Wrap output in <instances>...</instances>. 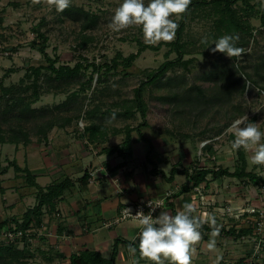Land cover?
<instances>
[{"label": "rangeland", "instance_id": "rangeland-1", "mask_svg": "<svg viewBox=\"0 0 264 264\" xmlns=\"http://www.w3.org/2000/svg\"><path fill=\"white\" fill-rule=\"evenodd\" d=\"M248 1L254 6L253 9L246 7L242 0L234 5L245 20V25L250 27L249 32L242 29L229 33L225 29L220 31L217 28L220 16L211 3L192 8L184 21L181 37L184 48L180 51L181 55L172 49L170 43L160 42L153 45L158 49L147 48L142 51L130 67L118 64L110 70L101 69L99 81L98 73L91 66L82 69L80 76L71 82L50 78V71L43 69L38 82L40 95L35 99L32 88L25 90V86L31 82L26 77L30 68L47 66L48 59H55L56 66H74L77 62L112 65V59L118 53L127 57L138 51L141 46L138 41L144 43L142 31L130 27L112 32L107 27L122 0H72V9L62 13L43 3L33 5L31 0H0V127L6 138V141L0 142V221L13 216L21 219L25 210L36 203L37 189L30 186L21 175H17L13 160L24 167L33 158L34 152H45L52 145L61 146L63 140L65 142L63 138L68 140L64 143L66 146H81L85 138L88 140L85 127L90 124H101L108 128V139H111L108 146L122 144L125 128L140 127L143 136L152 144L150 160L146 155L148 143L139 138L137 131H133V156L127 163L136 162L139 172L144 171L149 180L156 182L154 184L163 183L166 188H170L166 189L165 195H173L188 184L184 174H176L172 182L167 181L173 166H178V170L189 169L190 172L204 167L215 170L226 168L234 172L241 161L237 151L231 149L235 137L228 129L233 121L247 114L249 120L259 123L260 130L264 131V90L248 81L244 74L241 75L245 70L258 79L260 85H264V78L261 79L255 72L257 67L263 71L262 9L260 0ZM84 12L89 17H96V23L91 27L84 25ZM38 31L48 36L45 45L47 55L40 49L42 42ZM234 33L239 35L237 46L245 49V54L235 60V65L240 69L237 76L240 74L242 78L234 94L224 96L222 81L209 77L212 73L219 75L222 68L230 69L233 59L219 52L212 53L211 48L215 47L213 42L221 36ZM204 37L208 38L207 44L201 43ZM179 55L182 61H188L187 66L181 62L176 63L157 83L146 85L142 96L147 109L143 117L137 108L135 89L148 79L149 73L157 71L165 61L175 60ZM90 76L93 78L87 83ZM243 82H246V89L241 94L239 88ZM82 83L85 84L84 89ZM193 86L202 88L204 95L197 96L196 89H191ZM74 92L77 94L74 95ZM18 98L23 99L22 103H18ZM29 102L30 110L21 114L20 110ZM64 102L65 106L57 107ZM92 110L94 114L90 115ZM113 113L115 119H111ZM18 128L28 133L29 143L20 142L16 145L10 141L13 130ZM54 131L60 137L58 143H55V138L48 139V134L53 137ZM44 134L47 138H44ZM84 144L88 148L89 142ZM92 145L93 151L97 150V145ZM250 155L245 152L246 170L264 177V166L250 165ZM152 161L164 172L166 178L162 174H149L154 167ZM3 168L8 170L1 173ZM261 190L262 186L253 185L242 178H215L210 174L191 193L196 197V214L201 219L206 218L205 213H212L217 223L226 228L233 224L237 228H245L250 222H262L261 228L254 232L262 233L263 237L264 194ZM145 200H140L139 204ZM139 204L126 208L136 210ZM256 207L263 215L253 216V212H250L251 215L241 216ZM157 212L156 209L153 216L156 217ZM127 218L136 220L133 216L125 217L121 213L116 222ZM44 221L41 227L31 229L32 235L28 236L30 238L26 245L24 240L17 243L16 250L27 249L25 257H20V260L25 259L28 264H69L70 256L83 251L85 246L79 248L72 244V240L63 239L71 247L66 256L59 249L62 247V238H57L55 219ZM12 233H7V236L1 234L0 244L12 242L16 238V233ZM224 238L229 240L228 245L231 247L228 250L254 251L253 237L249 234L237 237L223 233L216 238L217 244L225 243ZM220 252L223 254V250L220 249ZM111 253L112 249L108 252L109 256ZM238 254L231 256L230 264H253V258L247 255L248 258L243 262ZM117 257L118 254L116 264H129L127 259L119 260ZM139 264L148 262L139 260Z\"/></svg>", "mask_w": 264, "mask_h": 264}, {"label": "trees", "instance_id": "trees-1", "mask_svg": "<svg viewBox=\"0 0 264 264\" xmlns=\"http://www.w3.org/2000/svg\"><path fill=\"white\" fill-rule=\"evenodd\" d=\"M237 1L238 0H212L209 2L205 0H202V1L193 0L190 8L188 9V12L182 17L183 20L179 24V28L176 33V39L173 42H170L169 45L172 47L173 50L178 51L180 55L182 54V52H180L184 48V45L181 42L182 31L184 28V21L187 18L190 9L201 7L204 5H209V3L213 4L219 13L220 18L218 19L217 28L220 31L221 29H225L229 33V32H236V30L242 29V30H246L249 32L250 27L248 25H245V20L239 15L238 13L239 10H237L234 5ZM242 3L246 7H249L250 9L254 8V6L251 5L248 0H242ZM70 9L72 8L69 7L65 12H67ZM84 17L86 21L84 23L85 27H91L92 25L96 23V17L94 16L89 17L88 13H85V12H84ZM261 20L264 23V10H262ZM38 37L41 39V42H42L40 49L45 55H47L45 52V45L48 40V36L44 34L43 32L38 31ZM138 42L140 43L141 46L139 47L136 53H131L127 57L122 56L121 53H118L117 57L112 59V65L108 63L98 65L93 62L87 63V64H84L83 62H77L74 66H70L68 64H62V65L56 66L55 59L54 60L48 59L49 64L47 66L39 65L37 67L30 68V72L26 74V77L29 80H31V82L30 84H27L25 86V90L32 88L33 97L35 99L39 97L40 94L38 92V89L40 87V84L38 82H39L40 76L42 75L43 69H47L50 71V74L48 75V77L50 78L57 79L60 81L64 80V81L71 82L73 79H76L80 76L82 69L84 68L87 69L91 66L93 67V71L98 73L97 81H99L101 79L100 74H99L101 69L105 68L106 70H110L112 67H116L118 64H123L125 67H130L142 51L146 50L147 48L158 49L157 46L144 44L140 41ZM35 44L36 42L34 41L33 45ZM180 55L175 60L165 61L159 67L157 71L149 73L148 79L146 81L141 82L139 87L135 89L137 108L141 112L143 117H145L146 109H147L146 104L143 100V96H142L146 85L151 84V83H157L166 74L168 69L170 67L175 66L176 63L181 62V64H183L184 66H187L188 61H182V58ZM82 59L86 60L85 58H82ZM236 59L237 58H233L230 69L222 68L221 73L219 75L212 73L211 76L209 77L210 79L219 78L222 81V87L225 89V92L223 93V95L228 96V95L234 94L233 92L238 86V84L240 83L241 81L240 79L242 78L241 75L243 74L247 77L248 81H250L254 85L264 90V85H260L258 79L253 78L250 73H247L245 70H243L244 68H241V70H243V73L237 76V73L240 71V69L237 65H235ZM261 63H262L261 67L264 71V59L262 60ZM260 70L261 68L257 67L255 72H256V75L261 77L262 79L264 78V74H263L264 72ZM92 78L93 76H90V79L89 81H87V83L90 82ZM84 85L85 84L82 83V86H81L82 89H84ZM193 88H195L196 91L198 92L197 96L204 95V90L200 88L199 86L191 87V89ZM245 89H246V82H243L242 84H240L239 93L242 94L245 91ZM75 94H77V92H74V95ZM18 100H19L18 103H22L23 101L22 98H18ZM18 105L19 104H16V106ZM65 105L66 103L64 102L57 107H62ZM27 110L28 111L30 110V102L25 103L24 108L20 110L21 111L20 113L22 114L23 112H26ZM20 113L18 114L20 115ZM89 114L93 115L94 110L90 111ZM51 125L52 124H50V126ZM107 130L108 128L101 124L100 125L90 124L89 126L85 127V133L89 135L87 141L91 144H96V145L106 142L108 140ZM124 131H125V136H124V140L122 144H118V145L110 146V147H104L102 149L103 153H106L108 155L116 153L117 155L123 157V159L132 158L133 156V149H132L133 134L132 133L133 131H137L139 138L143 142L148 143L149 145V149L146 155H147V158L150 160V154L152 153V144L150 143L149 139L143 136L141 132V128L140 127H136V128L127 127L125 128ZM12 135L13 137L10 138V141L14 142L16 145L19 144L20 142L29 143L28 133L22 130L21 128H18L17 130H13ZM45 135L46 134H44V138H47V136ZM4 141H6V138L3 134L2 128L0 127V142H4ZM237 154H238L239 160L241 161V165L237 167V169L234 172H230L226 168L225 169L218 168L217 170H215L209 167L196 169V171L190 172L189 169L178 170L177 168L178 166H173V168L170 171V176L166 178V176L164 175V172L162 170H159L156 166V163L152 161L153 162L152 164L154 165V167L150 173L152 175L162 174L167 179L168 182H172L176 174H184L186 176L188 184L184 185L175 194L165 197V205L167 204L171 208L173 215H175L177 210L174 206V203L168 202V199L171 197L176 198L179 195L187 193L193 190L194 188L200 186L203 181H206L207 176L210 174L213 175L215 178L220 177V176H232V177L242 178V179L248 180V182L252 183L253 185L262 186V188H264V177L260 176L259 174L255 172H248L246 170L245 151L241 148L237 150ZM13 166L15 167V171L17 175H21L27 181V183L30 184V186L36 187L37 189L36 190L37 191L36 203L34 206L29 207L28 209L25 210L21 219L13 216V217H6L0 221V231L8 230V231L16 233V238L12 242L10 243L8 242L5 245L0 244V264H28V262L25 259L20 260V257H25L24 253L25 251H27V249L25 248L23 250H16L17 243L24 240L25 241L24 243L26 245L28 238H30L28 236L32 235L30 233L31 229L34 227H41L43 225V218L46 213H49L51 215L57 212L56 210L57 201L63 196L66 190L71 189L74 186L75 182L72 178L66 177L65 179L61 181H52L50 184L46 186H40L35 181L36 176L31 172V170L27 166L21 167L20 165L17 164L16 160H13ZM7 170L8 168H3L1 173H5ZM107 173H108V170L105 169V171H101V176L95 177L94 179H99V180L104 179ZM90 177H91L90 172L86 170L84 175L80 178L79 181L81 182V184L86 185L89 182ZM248 214L251 215L249 212L245 211L242 216L246 217V215ZM253 216H259V214L253 213ZM226 227L227 226L222 225L220 234H223V233L226 235L232 234L237 237H240L242 235L244 236L247 234L249 235L254 234V230L256 229V227L254 226L252 222H250V224L246 228H237L236 225L234 224L229 226V228H226ZM211 230L212 229L207 223L203 225L201 231L203 233L204 239H206L205 234L207 232L210 233ZM18 232H21L22 236H18L17 235ZM62 232H63V227H62V224L59 222L57 233L62 234ZM119 241L120 239H116V241L114 242L112 253L109 258L104 257L97 250L86 249L79 253L72 254L70 256L69 264H78V260L81 262V264H116L115 262H116V256L118 254V249H119L118 248V244L120 243ZM124 241H125L127 248L130 243H133L127 240H124ZM138 244H139V241L137 239L134 243V246H136L137 249H138ZM252 254L253 252L248 255L249 258L252 257ZM137 255L139 256V251H137ZM263 261H264V256L258 255L257 257L253 259V264H260Z\"/></svg>", "mask_w": 264, "mask_h": 264}, {"label": "crops", "instance_id": "crops-1", "mask_svg": "<svg viewBox=\"0 0 264 264\" xmlns=\"http://www.w3.org/2000/svg\"><path fill=\"white\" fill-rule=\"evenodd\" d=\"M49 138H55V143L60 141V137L56 135L55 131L53 132V137H50L48 134ZM63 139H65V142L68 141L66 138ZM85 140L88 143L86 138ZM110 140L108 139L106 142L98 144L97 150L94 151L93 145L90 143L88 148L84 144L85 142L82 143V149L80 144L66 146L63 140L61 146L52 145L45 152L41 150L34 152L33 158H30L27 164L24 165L36 176L35 181L40 186H46L52 181H61L66 177L72 178L75 182L74 186L66 190L57 201V212L51 215L46 213L43 218L44 223L46 219L49 222L53 218L55 219L56 232L59 222L62 224L63 232L57 235V238L59 236V239L62 238L60 241L62 242V247L59 248L60 251H64L66 256L70 253L71 247L69 246V242L67 243L63 240L68 239L72 240V244L79 248L85 246L83 250H97L104 257L108 258L110 257L108 252L111 251L114 242L116 239H120L117 258L119 260L127 259L126 261L130 264L132 257L128 253L124 240L133 242L131 237H138L140 231L138 222L128 218L119 219L116 222V219L119 218L124 208L137 205L140 203V200H165L166 189L170 188H166L163 183L154 184L156 182L149 180L150 178L144 174V171L139 172L140 170L137 168L136 162L127 163L128 159H123V157L116 153L109 155L103 153L102 149L104 147H110L107 145ZM137 163H139V160ZM134 164L136 165L134 166ZM105 169L108 170V173L104 179H94L91 175L86 185L81 184L79 181L86 170L90 173L98 171L96 176L98 177L101 176V171H105ZM150 169L148 168V170ZM149 174L151 175V173ZM49 178L52 181H47ZM191 192L192 190L176 198H169L168 202H173L176 210H183L185 203L194 204L195 202V196ZM161 211H167L173 215L167 204L158 210L156 216ZM55 215L57 216L56 218ZM194 215L198 216L196 212ZM205 235L206 239L203 238L195 246L196 250L192 257V264H215L218 257L219 264H230L231 256H234V253H239V258H243L244 262L248 258L247 255L252 253L244 252L243 250H228L231 246L228 245L229 240L226 238L223 239L225 243H218L215 250H209L207 248L209 233L207 232ZM64 243H67V245ZM220 249L223 250V254H221ZM262 263L264 264V261Z\"/></svg>", "mask_w": 264, "mask_h": 264}, {"label": "clouds", "instance_id": "clouds-1", "mask_svg": "<svg viewBox=\"0 0 264 264\" xmlns=\"http://www.w3.org/2000/svg\"><path fill=\"white\" fill-rule=\"evenodd\" d=\"M33 5L45 4L50 9L62 13L66 11L72 0H31ZM192 0H122L115 9L107 27L112 32H120L130 27L140 28L145 44L157 45L160 42L174 41L179 28L178 21L188 12ZM261 9L264 10V0H260ZM238 34L223 35L213 42L215 47L212 53H222L229 59L241 58L245 54L243 47H238ZM202 44L208 43V38L201 40ZM203 60V59H202ZM111 119H115V113ZM235 139L231 142V149H243L251 153L250 165L264 166V131L260 130L259 123L251 122L247 114L233 121L228 129ZM162 202L155 207L149 202L151 211L145 214L137 211L135 219L138 222V237H131L133 243L128 245V253L132 257L130 264H139L145 260L148 264H192V257L198 245L203 240L201 231L207 223L212 229L209 233L207 248L215 250L217 237L220 235L222 225L217 223V218L212 213H205V219L194 215L196 212L193 203H185L183 210H177L175 215L161 211L156 217L153 212L162 207ZM126 214L131 212L126 208ZM138 239V249L134 246ZM139 251V260L136 259ZM216 264H219V257Z\"/></svg>", "mask_w": 264, "mask_h": 264}, {"label": "built area", "instance_id": "built-area-1", "mask_svg": "<svg viewBox=\"0 0 264 264\" xmlns=\"http://www.w3.org/2000/svg\"><path fill=\"white\" fill-rule=\"evenodd\" d=\"M97 172L98 171H93L91 172L90 174L92 175L93 178H95L97 176ZM264 194V188H262L261 190ZM170 194H167V196H169ZM149 202L153 205V207H155L158 203L162 202V207L165 206V200L164 199H158V200H148V201H145L143 204H139L137 209L136 210H131V212L127 213L126 214V208L124 209V211H122L123 213V216L127 217V216H133L136 214L137 211H140L142 210L145 214H148L149 211H151V209L148 207V204ZM161 208V207H160ZM159 208H157V211H158ZM156 211V210H155ZM155 211L153 212V214L155 213ZM246 212H253V213H258L260 216L263 215L262 211L259 209V208H253V210H249V211H246ZM244 214V213H243ZM242 214V215H243ZM241 215V216H242ZM134 217V216H133ZM155 217V216H154ZM262 218V217H261ZM259 224H254V226L257 228H261V226L263 225L262 222H258ZM0 233L2 235H8L7 233H11L13 235V233L11 231H8V230H3V231H0ZM18 236H22V233L21 232H18L17 234ZM262 236V233L260 232H254V234L252 235L253 237V244H254V251H253V254H252V257L251 258H255L257 257L258 255H262L264 256V236Z\"/></svg>", "mask_w": 264, "mask_h": 264}, {"label": "water", "instance_id": "water-1", "mask_svg": "<svg viewBox=\"0 0 264 264\" xmlns=\"http://www.w3.org/2000/svg\"><path fill=\"white\" fill-rule=\"evenodd\" d=\"M78 264H81V262L78 260Z\"/></svg>", "mask_w": 264, "mask_h": 264}]
</instances>
